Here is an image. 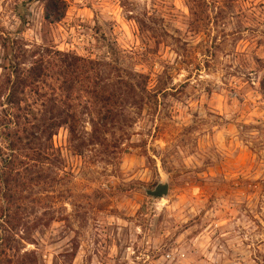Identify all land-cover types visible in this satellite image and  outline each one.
Wrapping results in <instances>:
<instances>
[{
  "label": "rangeland",
  "instance_id": "rangeland-1",
  "mask_svg": "<svg viewBox=\"0 0 264 264\" xmlns=\"http://www.w3.org/2000/svg\"><path fill=\"white\" fill-rule=\"evenodd\" d=\"M24 1L0 0V175L21 183L0 264H264V0H65L53 25ZM59 53L84 61L70 97ZM62 112L76 137L30 136Z\"/></svg>",
  "mask_w": 264,
  "mask_h": 264
},
{
  "label": "trees",
  "instance_id": "trees-1",
  "mask_svg": "<svg viewBox=\"0 0 264 264\" xmlns=\"http://www.w3.org/2000/svg\"><path fill=\"white\" fill-rule=\"evenodd\" d=\"M41 2L44 4V21L46 24L53 25L60 23L66 16V12L68 9V3L65 0H26L22 3L23 6H30L34 3ZM19 18L23 23L26 22L25 16L21 13L18 14ZM60 57V67L59 74L63 79V83H65V91L68 96H72L74 92V86L76 85L75 76L78 75L79 71H86L85 65H83L84 61L82 58L65 53H59ZM47 69L44 66V62L41 60L36 61L29 69L25 72V78L22 79L21 72L15 69V78L17 79L16 84H13V90L8 94L7 103L10 106L19 104V87H34L39 80L43 78ZM79 76V75H78ZM10 82V77L8 78ZM8 82V83H9ZM20 84V86L18 85ZM18 85V86H17ZM66 112V111H65ZM50 113L53 114V110L51 109ZM77 115L67 113H59L55 118H49L43 124H34V131L30 132L31 137H53L57 134L58 130L64 127H67L71 137L77 136ZM110 117L104 116L101 121L104 122V126L106 127L108 120ZM43 159L42 156H38L36 160L39 161ZM0 181L2 186L0 185V198L4 200L7 204L10 203L15 194V187L19 188L21 183L19 181V177L16 173L14 175L13 170H6L0 175ZM44 181V177L42 174L37 179H30L29 183H41ZM6 224L11 225L9 229L11 231H16V227L12 224V218L8 213L5 217ZM16 264H38L36 260H32L26 255V258L23 257Z\"/></svg>",
  "mask_w": 264,
  "mask_h": 264
},
{
  "label": "water",
  "instance_id": "water-1",
  "mask_svg": "<svg viewBox=\"0 0 264 264\" xmlns=\"http://www.w3.org/2000/svg\"><path fill=\"white\" fill-rule=\"evenodd\" d=\"M170 182L168 179L160 181L153 190H146V195L153 199H167L169 197Z\"/></svg>",
  "mask_w": 264,
  "mask_h": 264
}]
</instances>
